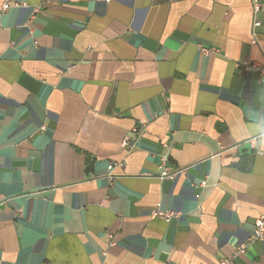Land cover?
Listing matches in <instances>:
<instances>
[{
    "label": "crops",
    "instance_id": "0c3cea01",
    "mask_svg": "<svg viewBox=\"0 0 264 264\" xmlns=\"http://www.w3.org/2000/svg\"><path fill=\"white\" fill-rule=\"evenodd\" d=\"M15 1L0 264H264V80L240 66L264 63V0L257 28L252 0Z\"/></svg>",
    "mask_w": 264,
    "mask_h": 264
},
{
    "label": "built area",
    "instance_id": "2783aa9c",
    "mask_svg": "<svg viewBox=\"0 0 264 264\" xmlns=\"http://www.w3.org/2000/svg\"><path fill=\"white\" fill-rule=\"evenodd\" d=\"M24 5H26L25 3H22ZM2 11H7L10 8H12L13 5L18 6L21 5L19 2H16L15 0H2ZM252 5H253V10H254V15L256 17V19L254 20V27L257 28L258 26H260V20L258 19L257 15L262 11V7H263V3L262 0H252ZM40 11V8L37 7L34 10V15ZM34 15L32 17H34ZM253 44L257 43V39L253 38L252 41ZM215 51H218V49L214 48V49H208V48H203V51L207 54L212 53ZM240 66L243 70L246 71H254V72H259L260 75L262 76V79L264 80V63L262 62H256V61H252L250 59H243L240 62ZM129 137L127 136L123 141V147H128L129 146ZM162 169H161V174H160V178H169V179H174L175 176L182 172V169H178L176 168L175 170H171L168 167L165 166V164L163 163L162 165ZM114 167L113 164H111L109 166V170H111ZM111 177V176H110ZM202 186L205 187L206 184V180H204L201 183ZM152 215L154 217H159L162 219H165L166 221H172L174 218L177 217V213L173 210H167V209H163L161 207V204L158 203L156 208L152 211ZM254 232L253 235L251 237L250 240H256V241H262L264 242V213L263 215H260L259 217H257L254 221ZM111 244H114V236L111 234ZM246 248V244L242 247H240V249L238 250V252H242L244 251V249ZM230 261L227 259L221 260L220 264H228Z\"/></svg>",
    "mask_w": 264,
    "mask_h": 264
},
{
    "label": "clouds",
    "instance_id": "9594fccd",
    "mask_svg": "<svg viewBox=\"0 0 264 264\" xmlns=\"http://www.w3.org/2000/svg\"><path fill=\"white\" fill-rule=\"evenodd\" d=\"M257 119H259V114L257 116ZM257 142L258 143H264V126L257 127L255 129L254 135L257 134Z\"/></svg>",
    "mask_w": 264,
    "mask_h": 264
}]
</instances>
